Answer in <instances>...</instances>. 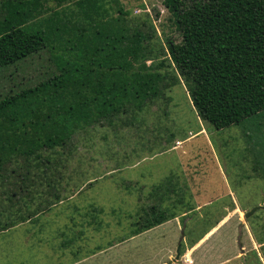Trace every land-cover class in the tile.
<instances>
[{"label": "rangeland", "instance_id": "374dc122", "mask_svg": "<svg viewBox=\"0 0 264 264\" xmlns=\"http://www.w3.org/2000/svg\"><path fill=\"white\" fill-rule=\"evenodd\" d=\"M75 1L0 0V7L9 2L14 8L27 13L29 18L25 26L28 29L43 32H47L51 27L56 29L49 34V44L39 54L1 70L0 98L14 95L22 88L34 87L42 81L46 82L53 73L59 72L60 65L66 63L71 65L86 62L88 69H92L97 75L101 74L104 67H98L99 63L96 61L99 59V53L92 54L91 57L95 61L91 65L86 58L77 56L72 49V33L68 32L73 30V24L67 18L77 19ZM166 3H170L172 9ZM187 3L188 0H106L105 7L109 16L118 15L124 18L127 24L138 26L150 35L149 44L152 40L151 45L154 46L150 49L151 53H156L158 58L147 60L146 64L153 67L152 70H155L156 74L160 73L156 86L158 95L148 103L145 102L141 109L135 108L132 102H126L124 105L127 108L112 122L103 120L92 125L77 126L71 139L55 152L44 149V156L55 159V164L47 173L25 175V169L17 165L22 164V158L19 156L13 157L11 162L6 164L7 171L0 175V225L7 227L0 231V264H54L46 261V255L55 240L43 241L46 230L39 227L42 217H37L33 223L27 222L29 218L19 221L20 218L27 217L34 211L41 213L50 202L55 201L57 193L65 197V193L90 188V193L92 192L93 196L96 193L98 199L101 196L110 202L119 201L122 200L121 195L124 199L125 189L120 172L124 154L125 157L133 159L135 151H142L144 154L152 151L162 140L168 141L170 135L173 137L169 140L167 148L179 140L177 149L158 156L141 168L151 172L149 177L153 182L157 179L160 183L171 176L179 179L181 185L191 189L193 184H190L189 178L194 176H187L185 162L187 158L198 156L197 159L203 158L207 163L203 167L204 172H198L201 182L196 186L202 185L206 189L204 196L213 199L210 206L203 207L204 214L198 211L203 216H199V219L208 220L210 213L205 210H214L220 201L226 207L235 203L245 209L242 212H228L217 230L195 251L199 258L204 259L202 264H218L227 258L231 261H224L223 264H264L262 258V262L256 260L252 250L258 246L253 242L247 227V224H251L259 235L264 234V208L261 207L248 218H244L246 210L259 204L264 207V116L252 117L244 124L222 129H215L198 117L183 81L177 80L180 78L175 77L176 69L169 65L165 49L166 42H179L181 39L174 24L173 9ZM37 5L43 7V10L37 11ZM118 7L122 8V13H119ZM96 19H99V16ZM131 32L130 30V34ZM10 88L15 92L10 91ZM91 111L95 114L93 108ZM200 126L207 130L208 137L196 134L185 140V137L190 135L188 131L194 133ZM130 145L134 146V149L129 156L128 151L132 149ZM182 150H185V154H181ZM51 183L56 187L51 189ZM180 188L183 190V187ZM227 190L232 196L214 198L215 193ZM177 192L180 195L182 191ZM146 196L150 198L151 195ZM148 198H142L145 202L141 203V210L151 205ZM192 199V206L196 204L195 200L198 203L199 200H204L203 197ZM157 200L158 196L156 204ZM123 210L124 207H121L111 213L112 218L124 220ZM222 210L226 211L224 208ZM192 213L195 214L194 211ZM221 213L220 210L216 211L209 220L214 221V217H219ZM185 221H188L190 228L196 222L190 218ZM204 226L206 225L203 223L199 225L200 228ZM177 230L181 231V221ZM185 237L189 238L188 233ZM236 240L245 254V258L240 257V261L236 255L241 248L237 246ZM171 247L174 249L175 246ZM172 255H175L174 250ZM131 262L134 264L133 260Z\"/></svg>", "mask_w": 264, "mask_h": 264}, {"label": "trees", "instance_id": "16d2710c", "mask_svg": "<svg viewBox=\"0 0 264 264\" xmlns=\"http://www.w3.org/2000/svg\"><path fill=\"white\" fill-rule=\"evenodd\" d=\"M75 2L77 19L67 18L73 24L68 32L72 49L91 65L92 54L99 53L96 61L104 68L97 75L86 62L66 63L46 82L18 93L10 88L14 95L0 98V175L16 156L22 158L25 165H17L27 176L49 172L55 159L44 156V149L55 152L71 139L77 126L112 122L127 108L126 102L141 109L158 95L160 73L146 64L158 58L151 53L150 35L118 15L109 16L106 0ZM11 4L0 7V72L39 54L56 30L28 29L27 13ZM37 9L43 7L37 5ZM117 9L122 13L121 7ZM173 19L181 39L165 44L169 65L176 69L177 80L183 81L198 117L222 129L264 116V0H188L187 5L173 9ZM55 187L51 183V189ZM60 199L57 193L53 203ZM176 203L182 204V196ZM168 210L159 203L143 208L133 233L173 217L175 213ZM5 229L0 225V231ZM257 239L264 257V234Z\"/></svg>", "mask_w": 264, "mask_h": 264}, {"label": "crops", "instance_id": "0c3cea01", "mask_svg": "<svg viewBox=\"0 0 264 264\" xmlns=\"http://www.w3.org/2000/svg\"><path fill=\"white\" fill-rule=\"evenodd\" d=\"M188 133L190 135L185 137V140L196 134L208 137L207 130L203 126H200L194 133H191V131H188ZM172 137L173 135H170V139ZM169 140H162L158 143L159 146L153 149L155 151H147L145 154L142 151H135L133 159L125 157L124 154L123 166L120 171L125 189L124 199L121 195L122 200L110 202L101 196L98 199L96 193L93 196V193L89 191L90 188L87 190L80 189L70 194L65 193V197H61L49 208L29 218L27 222L33 223L37 217H42V224L39 227L46 230L43 241L46 239L55 240L53 241V247H50L49 253L46 255V261L54 264H131L132 260L134 264L140 262V264H202L204 259L199 258L195 251L213 231L217 230L221 225L222 218L228 212L231 210L242 212L245 209L235 203L226 207L220 201L217 208L205 211L210 213L209 219L219 210L222 211V215L214 217V221L199 219V216L201 218L203 216L198 211L204 214L203 207L210 206L213 199L204 196L206 189L202 185L200 187L196 186L201 182L198 172H204L203 167L207 163L203 158L197 159L198 156L187 158L185 162L187 176H194L189 178L190 184H193L191 189L181 185L179 179L177 180L176 177L171 176L166 177L160 183L157 179L153 182L149 177L151 172L141 168L144 164L150 163L162 154L177 149L180 145V141L176 140L174 144L167 148ZM133 147L128 151L129 156L134 149ZM181 154H185V150H182ZM153 172L155 171L153 170ZM156 187L158 191H155ZM180 187H183V190ZM177 190L182 191L179 193L180 195H178ZM195 190H199V192H194ZM146 194L151 195L150 198ZM214 195V198L217 199L228 195L232 196L229 190ZM156 196H158L157 202L161 207H169V213L174 212L175 215L134 234L135 222L138 220L139 213L143 210V208L141 210V203L145 202L142 198L146 197L149 202L151 201V204H156ZM180 196H182V204H177V198ZM139 197L142 201H139ZM197 197H203V201L199 200L201 204L195 200ZM192 198L196 202L194 206H192ZM173 202L176 203L174 207H172ZM124 204L129 206L126 207ZM121 207H124V220L112 218L111 213H115ZM222 208L226 211H223ZM262 208L264 207L262 206ZM193 211L195 214L192 213ZM110 214L111 216H109ZM189 214L191 217H189ZM189 218L196 221L191 228L187 225L188 221H185ZM180 221L181 231L178 232L177 225L179 226ZM202 223L206 226L200 228L199 225H202ZM247 227L250 230L249 234L254 240L253 242L259 247V249L258 247L253 248L252 251H254L256 260L262 262L264 257L260 252V245L257 241V237L261 235L253 225L247 224ZM187 233L189 238H184ZM178 243H180V256L178 259L173 260L175 255H172V251L174 250L176 254ZM236 244L241 248L239 254L236 255V258L240 261V257L243 256L242 259H244L245 254L238 240H236ZM172 245L175 246L174 249H172ZM49 246L47 245V247ZM132 253L134 256L131 257ZM224 261L228 263L231 260L227 258ZM224 261H219L218 264H223Z\"/></svg>", "mask_w": 264, "mask_h": 264}, {"label": "water", "instance_id": "95a60500", "mask_svg": "<svg viewBox=\"0 0 264 264\" xmlns=\"http://www.w3.org/2000/svg\"><path fill=\"white\" fill-rule=\"evenodd\" d=\"M261 207H262V205H260V204L255 206V207H252L250 210L245 212L244 217H246V218L249 217L251 214H253L256 210L260 209ZM179 249H180V243H178V246H177V249H176V254H175V257H174L173 260H176V259L179 258V256H180Z\"/></svg>", "mask_w": 264, "mask_h": 264}]
</instances>
